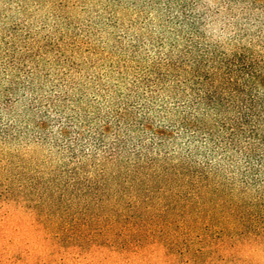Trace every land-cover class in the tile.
Here are the masks:
<instances>
[{
  "label": "rangeland",
  "instance_id": "1",
  "mask_svg": "<svg viewBox=\"0 0 264 264\" xmlns=\"http://www.w3.org/2000/svg\"><path fill=\"white\" fill-rule=\"evenodd\" d=\"M177 3L184 0H0V87L9 85L3 76L6 42H13L25 65L26 41L35 50L59 43L60 58L53 49L35 68L45 86L40 95L51 89L46 71L54 79L77 65L75 99L95 76L127 93L118 71H125L128 83L136 67L151 66L159 51L161 57L170 53V42L177 54L183 39L264 59V0H188L199 33L172 20L185 15ZM160 39L165 47L159 50L153 45ZM84 92L95 99L93 88ZM17 103L24 111L26 102ZM204 155L194 159L198 165L205 164ZM218 157H209L208 176L200 182L181 178L166 193L129 203L109 196L94 202L43 192L66 160L50 144L0 140V264H264V170L244 176L242 157Z\"/></svg>",
  "mask_w": 264,
  "mask_h": 264
},
{
  "label": "trees",
  "instance_id": "2",
  "mask_svg": "<svg viewBox=\"0 0 264 264\" xmlns=\"http://www.w3.org/2000/svg\"><path fill=\"white\" fill-rule=\"evenodd\" d=\"M188 6V0L177 3L185 15L181 21L171 18L182 28H195ZM195 31L199 33V28ZM183 41L177 54L176 43L170 42V53L161 57L159 50L165 42L155 40L153 47L159 52L152 65L136 67L128 83L125 71H118L117 80L124 82L127 93L112 90L101 76L89 78L82 88H93L94 100L87 98L85 90L75 99L72 91L80 90L81 84L72 76L77 68L74 63L75 67L58 71L54 79L46 71L51 89L48 96L40 95L45 86L38 81L35 68L44 60V53L54 49L61 56L59 43L56 48L46 44L35 50L26 41L25 65L13 42H6L3 76L9 85L0 87V140L26 137L50 144L66 160L43 192H70L73 199L86 196L94 202L109 196L129 203L156 192L166 193L169 184L181 178L189 184L200 182L208 176L209 157L232 162L242 157L244 176L261 174L264 59L230 56L191 39ZM133 48L137 51L139 46ZM13 70L18 76L12 75ZM103 91L113 94L110 100L102 96ZM163 91L166 97L160 96ZM20 100L26 102L21 112L16 108ZM82 103L85 108L80 107ZM201 151L204 165L194 160Z\"/></svg>",
  "mask_w": 264,
  "mask_h": 264
}]
</instances>
